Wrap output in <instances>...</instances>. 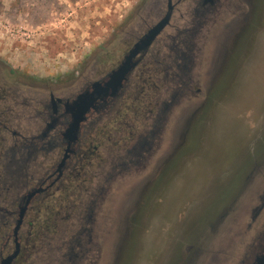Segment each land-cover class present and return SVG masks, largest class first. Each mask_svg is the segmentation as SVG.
<instances>
[{"label": "flooded vegetation", "instance_id": "af4514ba", "mask_svg": "<svg viewBox=\"0 0 264 264\" xmlns=\"http://www.w3.org/2000/svg\"><path fill=\"white\" fill-rule=\"evenodd\" d=\"M249 9L251 0H140L112 30L93 72L67 82H41L0 59V264L84 261L96 216L91 204L112 180L141 174L182 98L201 96L200 105L210 98ZM222 13L236 17L224 24L225 33L218 21ZM159 27L150 46L135 54L121 87L99 93L94 86L105 83ZM215 36L220 58L207 78L196 66ZM86 94H94V106L71 135L72 106ZM177 147L175 142L157 162L153 176ZM251 210L249 227L258 229L239 264H257L264 256V225L258 224L264 197ZM124 213L116 225L121 233L128 221ZM76 221L82 225L74 240L59 241ZM236 223L234 217L227 221L228 236Z\"/></svg>", "mask_w": 264, "mask_h": 264}, {"label": "rangeland", "instance_id": "374dc122", "mask_svg": "<svg viewBox=\"0 0 264 264\" xmlns=\"http://www.w3.org/2000/svg\"><path fill=\"white\" fill-rule=\"evenodd\" d=\"M139 1L0 0V59L49 84L90 74L112 30ZM250 13L249 9L247 17ZM235 19V15L222 13L218 16L221 32L218 27L215 31L225 33L224 24L230 25ZM251 38L237 68L230 73L228 87L225 80L221 96L209 109L200 138L191 142L189 154L173 166L169 180L160 182L139 220L134 216L144 202L140 199L141 186L146 182L142 186L146 187L155 177L157 162L165 158L175 142L179 145L201 96L189 95L180 100L165 124L158 152L141 174L132 171L112 180L99 201L91 204L96 213L90 226L93 237L81 264H116L129 235L134 239L121 264H239L258 229L249 227L251 207L264 197V4ZM219 42L215 36L207 54L198 58L197 74L209 78L220 58ZM222 80L216 81L213 93L219 90ZM253 163L263 167L250 180L229 216L237 219L230 236L225 231L228 218L197 261L200 251L186 254L184 246L176 250L174 246L181 242L182 234H188L187 241L197 239L218 222L243 189L244 177ZM125 210L128 221L121 233L116 225ZM258 224L264 225V211ZM81 225L76 221L75 230L56 240L73 241ZM39 264L56 261L45 258Z\"/></svg>", "mask_w": 264, "mask_h": 264}, {"label": "water", "instance_id": "95a60500", "mask_svg": "<svg viewBox=\"0 0 264 264\" xmlns=\"http://www.w3.org/2000/svg\"><path fill=\"white\" fill-rule=\"evenodd\" d=\"M263 4L264 0H251V13L250 15L244 20V24L242 28L239 30L238 35H236L233 39V45H232V51L228 55L229 57V63L226 62L224 66L225 74L222 76V84L220 85L219 90L216 93L214 92V88L217 84V82L222 78H218L213 86L210 88L209 95L211 94L210 98L207 99L203 104L200 105L199 108L195 110V113L191 116V119L189 120V123L186 125V129L181 136L180 143L176 150L171 154V156L164 161L163 165L157 170L155 173V177L151 179V181L148 182L146 187L144 188L143 195L140 199H143L142 207L141 205L136 209L137 214L135 217V220H139L140 215L142 214V210L146 207V204L149 202L150 198L154 195L156 190L158 189L160 182L163 179L169 180L167 176L169 175V172L172 170L173 166L181 160V158L187 156L189 153L191 142L193 143L194 139H199L201 135V131L204 130V124L206 122V116L208 115L209 109H211L213 103L215 100L221 96L219 95V91L221 90V87L224 84V81H227L226 87H228L230 83V73L234 71V69L238 66V60L241 57L243 51H245L250 42H251V36L254 33V29L257 25L259 15L261 11L263 10ZM159 29L154 30L151 32V34L139 44L134 52L126 58V61L117 69L114 71L110 78L103 84L99 83L96 84L94 87L99 93H108L111 91H116L119 87H121L123 81L126 79L127 75L130 73V71L133 68L132 60L135 57V54H137L138 51L147 48L152 43L153 39L156 37V35L159 33ZM227 57V58H228ZM225 87V88H226ZM94 94L91 95H82L78 98V100L73 104V121L69 129V134H74L77 132L79 127L81 126V123L85 120V115L89 111L90 108L94 106ZM256 157V154L252 156L251 158L254 159ZM248 166V165H247ZM262 165H259L258 163H253L249 165V171L246 173L244 177V187L243 189L238 193L237 197L234 201L229 205V207L224 210L221 214L220 219L218 222L213 225L209 226L207 230L201 235L197 237V239H193L190 241L188 240V234L187 237L183 236L182 234L180 237L182 238L181 242H177L174 246L176 250L180 249L181 246H184V250L187 253L193 252L195 250L200 251L196 261L202 254L204 253V249L213 241L215 236L217 235L219 229L222 227L223 224L226 223V220L231 216L233 211L236 209V205L239 201V199L242 197L244 192L248 189V185L250 180L254 177L255 173L261 169ZM165 185V184H164ZM141 201V200H140ZM138 202V204L140 203ZM137 204V206H138ZM139 226V225H138ZM136 228V227H135ZM137 229V228H136ZM135 232V231H134ZM134 238L131 239V236H127L126 239L123 242V246L120 248V254L117 259L116 264H121L126 253L127 249H129V245L132 242ZM131 241V242H130ZM186 247V248H185ZM200 249V250H198ZM124 255V256H123ZM6 264V263H5ZM257 264H264V256L260 257L258 259Z\"/></svg>", "mask_w": 264, "mask_h": 264}]
</instances>
